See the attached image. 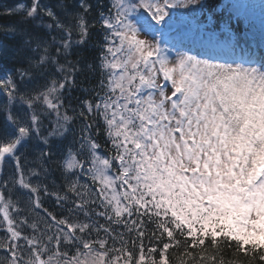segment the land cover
Returning a JSON list of instances; mask_svg holds the SVG:
<instances>
[{
    "label": "snow or ice",
    "instance_id": "6c2138e0",
    "mask_svg": "<svg viewBox=\"0 0 264 264\" xmlns=\"http://www.w3.org/2000/svg\"><path fill=\"white\" fill-rule=\"evenodd\" d=\"M217 8L0 9V264H264V0L258 50Z\"/></svg>",
    "mask_w": 264,
    "mask_h": 264
},
{
    "label": "rangeland",
    "instance_id": "374dc122",
    "mask_svg": "<svg viewBox=\"0 0 264 264\" xmlns=\"http://www.w3.org/2000/svg\"><path fill=\"white\" fill-rule=\"evenodd\" d=\"M218 5L217 15L223 13L222 19L218 20L215 25L216 35H226L230 33L232 37L239 36L241 40L247 39L248 36L260 34V20H259V5L261 0H236V2L248 3L256 5L254 14H250L248 19L241 17L239 21L233 16L231 21H228V14L223 12L224 5L228 3V0H215ZM227 22V26L225 24ZM250 22L255 25V27H250Z\"/></svg>",
    "mask_w": 264,
    "mask_h": 264
},
{
    "label": "trees",
    "instance_id": "16d2710c",
    "mask_svg": "<svg viewBox=\"0 0 264 264\" xmlns=\"http://www.w3.org/2000/svg\"><path fill=\"white\" fill-rule=\"evenodd\" d=\"M30 0H0V9L4 8H10L15 6L17 3H29ZM45 3L51 2V0H44ZM102 3H107L108 0H101ZM19 17L12 15H4L0 14V26H6V25H11L14 24ZM102 40V33L100 32L99 28L93 32L91 42L89 44V52L93 50V46H98L99 42ZM2 75V73H0ZM81 92L76 90L71 92L68 95V99L70 103L72 104L73 107L77 106L78 100L81 98ZM5 102V97L0 94V104H3ZM2 118V117H0ZM55 179V177H53Z\"/></svg>",
    "mask_w": 264,
    "mask_h": 264
}]
</instances>
